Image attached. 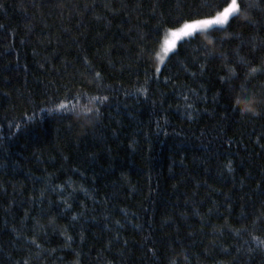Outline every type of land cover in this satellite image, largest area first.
I'll return each mask as SVG.
<instances>
[{"label":"trees","instance_id":"16d2710c","mask_svg":"<svg viewBox=\"0 0 264 264\" xmlns=\"http://www.w3.org/2000/svg\"><path fill=\"white\" fill-rule=\"evenodd\" d=\"M223 6L0 0V264H264V115L229 99L264 93L242 62L264 59V0L159 58L177 19ZM37 223L39 258L13 232Z\"/></svg>","mask_w":264,"mask_h":264},{"label":"snow or ice","instance_id":"6c2138e0","mask_svg":"<svg viewBox=\"0 0 264 264\" xmlns=\"http://www.w3.org/2000/svg\"><path fill=\"white\" fill-rule=\"evenodd\" d=\"M226 6L222 7V10H217L215 12V15L212 16L211 18H192L189 17L187 19L181 18L177 19L167 30L164 35L163 39V54L160 55V60L163 62L164 56H166L169 52H172L173 50L176 49L177 43L179 41L185 40L188 37H192L197 35L198 33L202 31H207L208 29L212 28L213 26H218L223 28V26L227 25L230 23L231 20H234L238 18L242 12L243 9L241 7L242 0H231L229 3L228 0H225ZM251 23H255L253 21H250ZM250 45H251V50L254 52L257 50L259 47L260 49H264V39H260L259 42H256V38L252 37L250 39ZM159 55V54H158ZM244 66L249 69L248 71V76H255L256 74L264 75V59L261 60L260 66L259 67H252L251 64L252 62L249 60H243L242 61ZM160 69L157 68V71ZM230 72H234V70H229ZM99 75V74H97ZM104 99H107L106 97ZM230 104L233 107V109L237 112H239L242 116H251L252 118L264 115V93L257 94L255 92H248L247 90H240V91H235L232 90L230 91ZM191 105H189L190 107ZM59 108H64L65 105L61 104L58 106ZM89 114L91 113V109L88 110ZM98 112L99 109H96ZM264 147V145H262ZM231 161H228V166H229V171H232L233 169L231 168ZM243 183V181H241ZM44 193L41 191V196H43ZM71 194H69L70 196ZM64 204L66 208H71V205L68 203L67 199L64 200ZM211 212V209H209ZM246 218V217H245ZM73 220L76 219L75 216L72 218ZM52 223V221H50ZM117 225H119L120 221L117 220L115 222ZM22 228H26V226L22 223L21 224ZM41 226L37 223L36 225L33 226L32 229V236L29 237L26 235L24 232L18 231L15 227H13V232L17 236H23L24 239L31 245H34L36 249L38 250L36 255L37 258L41 256V253L48 251V249L42 248L40 243H37L36 236L38 234L37 229L40 228ZM107 227V225H106ZM136 228H140V225L137 224L135 225ZM237 235L241 234L240 229L235 230ZM68 240H72V237H68ZM81 242H83L86 237L81 233L80 235ZM119 233L117 230V235L113 236L112 238L108 239L106 244L104 245L105 249H110L111 246L119 241ZM251 239L253 241H256L260 246L264 247V240H261L259 236H251ZM128 241L124 240L123 244L127 245ZM142 244L145 246V252H152L153 256L155 255V246L153 248H147V243L148 241H142ZM66 247H71L70 244L65 245ZM119 251V249H117ZM51 251H55V249H52ZM221 251L225 255H231V252L227 248H221ZM236 252H239L240 249L237 248L235 249ZM79 255V253H77ZM151 259V257H150ZM23 264H28V261H23ZM102 264H113L111 260L103 261ZM155 264V262H154Z\"/></svg>","mask_w":264,"mask_h":264},{"label":"rangeland","instance_id":"374dc122","mask_svg":"<svg viewBox=\"0 0 264 264\" xmlns=\"http://www.w3.org/2000/svg\"><path fill=\"white\" fill-rule=\"evenodd\" d=\"M211 18V17H210ZM207 19V18H206Z\"/></svg>","mask_w":264,"mask_h":264}]
</instances>
